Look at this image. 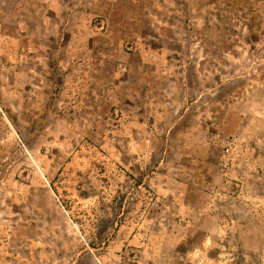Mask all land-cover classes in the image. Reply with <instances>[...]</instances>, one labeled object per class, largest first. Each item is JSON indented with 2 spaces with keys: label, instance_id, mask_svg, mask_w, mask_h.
I'll list each match as a JSON object with an SVG mask.
<instances>
[{
  "label": "rangeland",
  "instance_id": "1",
  "mask_svg": "<svg viewBox=\"0 0 264 264\" xmlns=\"http://www.w3.org/2000/svg\"><path fill=\"white\" fill-rule=\"evenodd\" d=\"M0 264H264V0H0Z\"/></svg>",
  "mask_w": 264,
  "mask_h": 264
}]
</instances>
